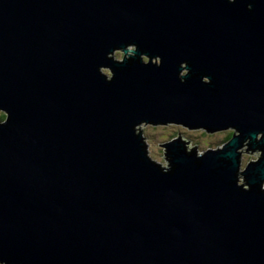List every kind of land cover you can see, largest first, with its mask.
I'll list each match as a JSON object with an SVG mask.
<instances>
[{
	"label": "water",
	"instance_id": "95a60500",
	"mask_svg": "<svg viewBox=\"0 0 264 264\" xmlns=\"http://www.w3.org/2000/svg\"><path fill=\"white\" fill-rule=\"evenodd\" d=\"M0 111V264H264V0H0Z\"/></svg>",
	"mask_w": 264,
	"mask_h": 264
},
{
	"label": "rangeland",
	"instance_id": "374dc122",
	"mask_svg": "<svg viewBox=\"0 0 264 264\" xmlns=\"http://www.w3.org/2000/svg\"><path fill=\"white\" fill-rule=\"evenodd\" d=\"M116 57L123 60L124 54L122 51L116 53ZM106 72H110L106 70ZM2 112V111H1ZM0 112V116L2 113ZM5 113V112H3ZM2 120V118H0ZM231 130H226L216 133H208L205 130H190L182 125H144L142 132L144 133L145 140L148 143V154L152 157L153 160L168 165L165 158V148L160 145H164L167 142L179 139L180 134L182 141L190 142L188 147L199 148V153L204 152V150L209 148H217L221 140H224L226 135L229 134ZM180 133V134H179ZM220 141V142H219ZM223 145V142H222ZM220 145V146H222ZM259 157L258 152L247 153L246 150H243L241 155L242 159V168H245L252 160H257ZM240 181V183H242Z\"/></svg>",
	"mask_w": 264,
	"mask_h": 264
},
{
	"label": "trees",
	"instance_id": "16d2710c",
	"mask_svg": "<svg viewBox=\"0 0 264 264\" xmlns=\"http://www.w3.org/2000/svg\"><path fill=\"white\" fill-rule=\"evenodd\" d=\"M0 112H1V111H0ZM1 113H2V115L0 116V118H2V120L5 119V118H7V114H6V113H3V111H2ZM233 133H234V131H230L229 134L226 135V137H225L224 140H221V142L219 141V142H220L219 145H222V142L225 143L226 141H228V140L232 137ZM219 145H218V146H219ZM196 148L199 150L198 147H196ZM204 151H205V150H204Z\"/></svg>",
	"mask_w": 264,
	"mask_h": 264
},
{
	"label": "clouds",
	"instance_id": "9594fccd",
	"mask_svg": "<svg viewBox=\"0 0 264 264\" xmlns=\"http://www.w3.org/2000/svg\"><path fill=\"white\" fill-rule=\"evenodd\" d=\"M211 134V133H210ZM220 146V145H219ZM210 149V148H209ZM207 150V149H206Z\"/></svg>",
	"mask_w": 264,
	"mask_h": 264
}]
</instances>
